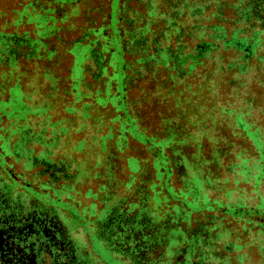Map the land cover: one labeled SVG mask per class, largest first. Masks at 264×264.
<instances>
[{"label":"rangeland","instance_id":"obj_1","mask_svg":"<svg viewBox=\"0 0 264 264\" xmlns=\"http://www.w3.org/2000/svg\"><path fill=\"white\" fill-rule=\"evenodd\" d=\"M48 1L0 0V32L3 33L4 37L12 33L16 35H25L27 33V36L32 40L37 39L33 22H27L26 17L19 16L27 2L32 3L38 12L42 13L41 16H37V19H40V23L43 25L41 26L42 34L46 33L44 28L46 26V16L56 18L55 25L58 27L54 37L40 38L41 43H46V50L56 47L53 53L50 54L53 57L52 60H33L32 58L28 59L26 56H18L21 75L17 82L13 80L8 85L14 86L18 84L24 92L21 89L18 91L17 104L11 105V111L13 112L18 108V117L22 118L25 116L26 120L15 121V119L8 117L5 113H0V136L11 138L9 148L13 146L17 148L16 154L12 155L0 147V179L10 181V177L6 174L7 170H12L19 175L23 169H26L27 175H19L20 181H26L31 184V188L38 190V182L33 181V178L38 177V167L32 166L30 158L43 156L47 150V158L51 161L61 163L64 166L68 165L70 169L78 170L76 179L78 182L73 183L74 190L71 192L75 198L73 200L65 199L74 214H94L95 218L99 220L105 215L104 211L98 212L101 207L109 206L108 208L111 209L112 205L122 202L124 198L128 202H140V193L138 192L139 194H137L139 186L142 185L143 189H146L149 194H153L154 185L161 184L164 186L165 182L170 187L168 189L170 194L177 195L179 192L187 207L191 209L198 208L199 202L192 199V191H176L183 187V182L178 181L179 176H177L178 173L174 169L172 170L170 181L159 179L158 170L153 165L154 156L152 153L145 148L143 143L135 140L133 135L127 132L120 133V123L118 120L112 119L114 117L111 113L112 109L95 103L89 97H82L80 101L75 102V91L70 86L71 83L68 77L72 59L68 53L63 52L60 48L61 44H56L55 41L57 36H61L64 41H72L77 36V33L82 32L80 27L85 26L87 20L91 22V26H98L101 11L108 9L107 1L87 0L84 4H79L77 6L78 11L70 14L64 21L60 20L62 12H69L70 9L67 7L59 9L52 3L48 4ZM223 1L225 4L221 8H219L220 0H211L208 3L209 5L207 4L204 14L206 19H210L204 20V24L208 25L212 22H218L210 17V14L211 12L218 13L221 11L224 21L227 20L223 21L222 24H224L228 34L234 33V29L237 27L240 29V33H237L238 35L241 32H246L247 28L245 27L248 24H245L244 20L240 19L237 24L231 27L229 25V19L237 18L231 8V4L237 0ZM96 8L100 10L98 11ZM28 9L32 11V6L29 5ZM19 20L21 21L19 22ZM48 23H52V21L49 20ZM249 23L251 24L252 21ZM92 50L91 46L87 47L80 62V67L74 72L77 78H83L78 87L84 94L94 92L102 87V82L100 83L98 78L93 77L87 69L83 77V65L86 62V54L90 55ZM0 55L6 60L0 63L1 72L3 69H7L8 58L5 57L7 54L3 51L0 52ZM263 55V46L258 48L247 59H243L239 57V54H236L233 47L223 48L222 45H219L218 54L214 56L213 62L209 53L203 55V59H207L204 61V66L200 65L202 71H198L196 66L194 67L193 64H190L188 66L189 80L180 89L186 88L183 92L185 98H189L193 91H197L198 95L192 97L190 102L182 104L185 116L179 123L184 127L182 131L184 133H179L181 128L179 125L174 131V133L178 132L174 135L176 137L174 141H180L187 133L193 134L195 129L208 130L209 135H218L221 139L226 140L227 145L234 142L235 146L233 148L230 147L232 154L224 162L237 164L240 163V159L243 156L249 158L246 164L250 170L253 164L252 156L256 157L258 155L256 147L252 145L250 138L235 126L230 113L232 110L239 109L247 111L248 119H252L246 125L248 135L255 138L259 148L264 150V117H262L264 115L261 116L262 112L264 114V60L261 58ZM47 57L49 58V56ZM239 66H242L241 71H239ZM193 76L197 79H191ZM35 80L36 82H34ZM140 86L145 88V84L139 81L131 84V90L128 91L129 99L140 97L142 101L140 107L144 111L146 109L151 114L162 113L169 117L170 114H167V110L173 107V103L168 106V102L165 103L160 96L158 98L154 97L148 87L144 89L145 91H138L137 87ZM24 93L29 97L25 98ZM7 96V89L3 90L0 88V101ZM99 101L104 102L105 100L101 99ZM24 103L30 108H35L36 105H47V107L34 109L35 112H42L41 114H34L31 111L32 113L25 115V112L20 109ZM83 103L89 104V107L87 109L82 108ZM72 106L76 107V109L71 110ZM84 109L87 112L82 114ZM158 119L160 118L158 117ZM136 120L142 123L141 117ZM17 126H19L21 132L12 133L11 130ZM146 128L147 130L144 132L148 136L155 137L162 134V132L157 133L149 127ZM37 133H39L40 141L44 142L42 144L48 143L52 137H55V143L51 147L46 146V148H43L38 141H34V135ZM24 135L27 136V139L30 137V140L24 139L22 137ZM101 136H105L103 142H101ZM223 140H221V144L225 145ZM81 141L87 142V145L76 151L74 146ZM100 145H102L101 149ZM180 149L182 155L185 151L182 146ZM192 150L196 151V153L199 152L200 160H202L204 149L196 147V149ZM96 151L99 152L98 155H96ZM237 152H240V158H237ZM132 158L141 162L138 171H131L128 168L127 159ZM223 170H221L222 177H237V179L243 177L241 173H237L236 176L233 171L229 175ZM237 170L235 169V172ZM254 172L255 170H251L250 174H255ZM209 174L214 176V173L211 174L210 171L208 172ZM46 179L47 176H41L42 181ZM251 183L244 184L239 182L237 185H231L232 188L240 187V191L247 190L245 192L246 195L241 198L240 205L249 208H253L257 202V188L254 187L253 189ZM196 184L204 185L199 178ZM258 188L260 189V194L264 195L263 181ZM87 191L90 193L88 198L85 196ZM162 192L163 194H168L165 188H163ZM142 195L143 197L145 196V194ZM261 203H264V200ZM91 226L95 227L96 222ZM96 243L97 245L100 244L98 240H96ZM103 255L110 257L105 252H103Z\"/></svg>","mask_w":264,"mask_h":264},{"label":"flooded vegetation","instance_id":"obj_2","mask_svg":"<svg viewBox=\"0 0 264 264\" xmlns=\"http://www.w3.org/2000/svg\"><path fill=\"white\" fill-rule=\"evenodd\" d=\"M223 4L220 0L219 8ZM231 8L237 18L229 19L230 27L240 19L248 24L246 32L236 35V40L244 42L239 41L233 47L240 58L247 59L264 47V0H237ZM214 19L227 31L221 11ZM234 31L240 33L238 27ZM261 58L264 60V55ZM238 68L242 70V66ZM147 111L139 106L141 122L161 133L165 127L158 119L160 113ZM230 115L235 126L256 147L258 155L252 156L250 170L246 164L249 158L243 156L237 164L224 162L230 158L234 142L227 145L226 140L209 135L208 130L187 133L181 145L185 151L182 158L170 151L172 145L165 147L170 163L160 180L170 181L174 169L178 181L183 182L184 192L192 191L199 202L198 208L184 204L176 209L173 205L163 209L162 196L156 198L141 185L137 189L140 202L124 198L111 209L101 207L98 212L104 211L105 215L97 220L94 214L72 213L65 199L75 198L71 192L73 183L78 182V170L51 161L47 150L43 156L30 158L32 166L38 167V177L33 178L38 182V190L20 181L19 175H27L26 169L19 175L7 170L10 181L0 179V264H264V203H261L264 195L258 188L264 182V150L248 135L246 125L252 119H248L247 111L232 110ZM100 138L103 142L105 136ZM39 143L46 148L43 142ZM86 145L87 142L81 141L74 149L78 151ZM196 147L204 149L202 160L200 153L192 150ZM236 154L240 158V152ZM127 164L131 171H138L141 162L132 158L127 159ZM153 165L156 167L155 162ZM221 170L229 175L233 171L236 176L241 173L243 177H222ZM251 170L255 174L251 175ZM209 171L214 176L208 175ZM41 176L47 179L42 181ZM198 178L203 186L196 184ZM239 182H252L253 189L257 188L253 208L240 205L247 190L231 187ZM89 194L87 191L85 196L88 198ZM94 222L95 227L91 226Z\"/></svg>","mask_w":264,"mask_h":264},{"label":"trees","instance_id":"obj_3","mask_svg":"<svg viewBox=\"0 0 264 264\" xmlns=\"http://www.w3.org/2000/svg\"><path fill=\"white\" fill-rule=\"evenodd\" d=\"M86 1L49 0L48 4L52 3L59 9L64 7L70 9L69 12H62L60 20L64 21L70 14L78 11L77 6L79 4H84ZM106 1L108 9L99 12L98 26H91V22L87 20L85 26L80 27L82 32L77 33L75 39L64 41L61 36H57L55 42L61 44L60 48L63 52L68 53L72 59L68 77L71 83L70 86L75 91V102L80 101L82 97H89L95 103L112 109L111 113L114 116L112 119L119 121L120 133L130 132L129 134H132L144 144L145 148L154 156L153 161L156 163L159 179H162V174L168 170L170 163L165 147L172 145L170 151L182 158L180 147L183 145V139L174 141V138H176L174 135L178 133H174V131L181 124L179 122L183 116H185L182 104L190 102L192 97L198 95L197 91H193L189 98H185L183 92L186 88L180 89L189 80L188 66L193 64L198 71H202L201 66H204V61L207 59H203L204 54L209 53L213 62L214 56L218 54L219 45H222L223 48L235 47L239 41L240 43L244 41L236 40V32L230 36L225 29L215 22L208 25L204 24V20L210 19H206L204 13L211 0ZM29 5L32 6V11H29ZM96 9L100 10L99 8ZM41 14L29 2L24 5L21 13H19L20 17H26L27 22H33L37 39L32 40L27 36V33L25 35L12 33L4 37L3 33L0 32V52H5L7 54L5 57L8 58L7 69L0 72V88L7 89L8 92V96L0 101V113H5L15 121L26 120L25 116L18 117V108L13 112L11 111V105L17 104V94L21 89L18 84L8 85L13 80L17 82L21 75L18 56H26L28 59L32 58L33 60H52L53 57L50 54L56 49L55 47L46 50V43H41L40 38L55 36L56 30H58L55 25L57 19L46 16V26L44 27L46 33L42 34L41 26L43 25L40 23V19H37V16H41ZM210 15V17L215 18L218 13L211 12ZM49 20L52 23H48ZM89 46L93 50L90 55L86 54L83 77L87 69L93 77L98 78L100 83L102 82V87L94 92L84 94L78 87L83 78H77L74 72L80 67L85 50ZM242 46L238 48L242 49ZM94 47L96 48L94 49ZM1 61L5 62L6 60L0 55V63H2ZM194 76L191 79H197ZM137 81L145 84V88L148 87L154 97L158 98L160 96L165 103L168 102V106L173 103V107L167 110V114H170L169 117L162 113L159 114L162 126L165 127L162 136L160 134V136L155 137L148 136L144 132L147 130L146 126L136 120L140 117L139 106L142 101L140 97L130 100L128 91L131 90V84ZM145 88L140 86L137 87V90L141 92ZM28 97V95H25V98ZM101 99L105 101L100 102ZM41 107H47V105H36L35 108L40 109ZM87 107H89V104H82V108L87 109ZM35 108H30L25 103L20 107L25 115L32 112L34 114L42 113L35 112ZM75 109L76 107H71V110ZM86 109L82 111V114L87 112ZM183 129L184 127L181 126L179 133H184L182 132ZM11 132L20 133L21 130L17 126ZM22 137L27 139L26 135ZM34 138V141L41 142L39 133L35 134ZM10 139L9 137L0 136V147L15 155L17 148L15 146H13L14 149L13 147L9 148ZM54 143L55 139L52 137L48 143L43 145L51 147ZM30 160L32 161V159ZM163 188L166 189L168 194H163ZM169 188L166 182L164 186L157 184L153 187L154 196L156 198L162 196L163 198V203H161L164 205L163 209L170 208L171 205L175 209L184 206L185 203L179 192L177 195L170 194ZM176 191L183 192L184 190L181 188ZM192 199L196 201L194 196H192ZM160 208L162 209V206Z\"/></svg>","mask_w":264,"mask_h":264}]
</instances>
